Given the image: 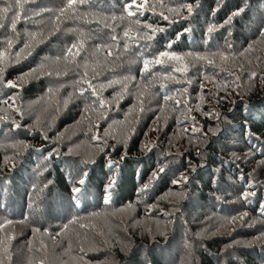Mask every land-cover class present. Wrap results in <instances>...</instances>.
Here are the masks:
<instances>
[{"label":"trees","instance_id":"trees-1","mask_svg":"<svg viewBox=\"0 0 264 264\" xmlns=\"http://www.w3.org/2000/svg\"><path fill=\"white\" fill-rule=\"evenodd\" d=\"M20 4L0 21V264H264V0ZM163 51L184 59L144 71Z\"/></svg>","mask_w":264,"mask_h":264},{"label":"snow or ice","instance_id":"snow-or-ice-1","mask_svg":"<svg viewBox=\"0 0 264 264\" xmlns=\"http://www.w3.org/2000/svg\"><path fill=\"white\" fill-rule=\"evenodd\" d=\"M0 2H3V0H0ZM85 2H89V0H79V3H85ZM199 3V0H197V4ZM76 4H77V0H67V6H66V9L67 10H72V9H74L75 8V6H76ZM14 6H16V7H22V5L20 4V0H16V4L15 5H12V4H8L7 6H5V7H3V8H0V21H2L3 19H4V17L7 15V13H9L11 10H12V8L14 7ZM182 7H185L186 9H187V12H188V16H191L192 14H193V10H194V5H192V4H183V5H181ZM131 5H128V6H126V8H125V11L128 13V16H132V15H134V13L130 10L131 9ZM145 7V4H140L139 6H138V8H144ZM161 7L163 8V7H167L166 5H164V4H161ZM152 8H153V10H155V7L154 6H152ZM62 11H64V10H62ZM167 11L169 12V13H176V14H179V12H180V9L179 8H172V7H167ZM37 14H39V13H37ZM143 13L141 12V15H142ZM239 14V12H237L236 13V15H238ZM161 15H163V13H161ZM116 17H113V19H115ZM121 18H123V17H121ZM163 18L165 19V20H170V17L169 16H163ZM182 19H187L188 17H181ZM18 19V16H14L13 17V19H12V27H13V29H15V23H16V20ZM231 20H232V17H229L226 21H225V24H230L231 23ZM136 23V25H139V21H136L135 22ZM4 25H3V23L2 22H0V27H3ZM222 26V25H221ZM144 27L145 28H151V25H147V24H145L144 25ZM215 30V26H209V28H208V33L210 34L211 32H213ZM162 32V31H164V29H162V28H160V29H157V28H151V34L149 35L148 33H141V34H138L137 35V39H140V40H152L154 37H155V35H156V33L157 32ZM30 35L34 38L35 37V33H30ZM124 37H126V38H128L129 40H131L132 38H133V33H132V29H131V27H129V28H126L125 29V31H124ZM180 38V36L178 35L177 36V40ZM113 41H115L116 39H117V37L116 36H113L112 38H111ZM12 47V41H8V48L10 49ZM25 47H27V45H25ZM77 47V45H73V48H76ZM80 47H82V44L80 45ZM167 47L169 48V49H171L172 48V43H169L168 45H167ZM124 49H125V51H128V44L127 43H125V45H124ZM21 51H23V50H21ZM97 51H99V49H97ZM145 51H147V46L145 47ZM68 53H69V55H73V52H72V49L70 48L69 50H68ZM112 53L111 52H109V55H111ZM74 55H79V51H77ZM189 57H192L193 59H205L206 57H204V56H201L200 54H198V53H188L187 54ZM221 55V58H225V57H223V54L221 53L220 54ZM4 56H5V53L4 52H0V62H3V59H4ZM20 56V53H17V57H19ZM164 58H166L167 60H175V61H177V62H181L182 63V61H183V59H184V57H181V56H178L176 53H174V52H171V51H163V52H160L159 53V56L158 57H156L155 59H153V60H148V59H144V61H143V63H144V71H148L149 70V67H150V65H162L163 63H164ZM129 63H132V64H134V63H136V61L133 59V60H130L129 61ZM209 63H211V61H209ZM176 71H179V72H181V73H183V72H186L187 71V67L186 66H181V67H178V68H176L175 69ZM252 75H255V73H253ZM172 77H165V79H171ZM0 83H3V81L2 80H0ZM6 86L7 87H15L16 85H15V83L14 82H12V81H8L7 82V84H6ZM91 86V85H90ZM95 94V93H94ZM67 103V101H65V104ZM104 103V101H102L101 100V104H103ZM15 123V122H14ZM17 127H19V125H17ZM26 147V146H25ZM163 171V168H161L160 170H159V172H162ZM157 178V175L156 174H154V176H153V179L155 180ZM187 177L186 176H184V177H181V181H174V183H179V182H187ZM85 181H84V179H81V180H79V183L80 184H83ZM115 178H113L111 181H110V183L106 186V192H109V190L114 186V184H115ZM148 187H150V185H145V189L146 188H148ZM143 190L144 189H142L141 191L143 192ZM73 191L74 192H78L79 191V189L78 188H74L73 189ZM249 195H255V193H251V192H245L244 194H243V198L244 199H247V197L249 196ZM108 202V200L106 199L105 200V203H107ZM247 215V213H245V214H243L242 216H240L239 217V219L240 220H243L244 219V216H246ZM235 217L233 218V222L235 221ZM259 239V238H258ZM6 251H7V249H6Z\"/></svg>","mask_w":264,"mask_h":264}]
</instances>
